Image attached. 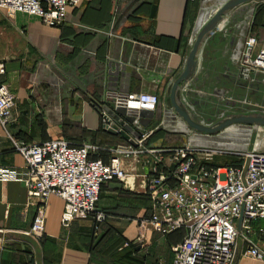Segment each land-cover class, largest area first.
<instances>
[{
	"label": "crops",
	"instance_id": "0c3cea01",
	"mask_svg": "<svg viewBox=\"0 0 264 264\" xmlns=\"http://www.w3.org/2000/svg\"><path fill=\"white\" fill-rule=\"evenodd\" d=\"M256 1L259 0L247 1L221 16L202 43L193 74L179 84V101L198 120L203 88L216 87L219 73L233 76L232 44L244 37L249 9ZM223 3L78 0L76 6L66 9L64 22L58 27H46L39 19L21 13L7 15L0 9V62L5 70L0 83L8 87L15 104L7 134L0 128V167L19 171L24 168L9 138L28 145L62 138L78 145L75 138L93 137L97 138L95 146L103 141V149L129 146L119 135L102 131L98 113H104V106L113 109L105 96L128 93L154 94L158 102L151 117L143 120L135 112L117 109L123 125L131 132L155 134V142L148 147L166 148L161 139L157 140L161 134L178 133L177 130L186 133L170 108L168 93L183 70L196 19L199 16L203 22L212 14V8ZM257 40L254 51L260 48L264 33ZM221 44V53L231 62L232 74L228 66L209 71L203 66L211 49L215 51ZM166 119H170L167 130L161 127ZM110 120L115 123L111 117ZM116 126L136 142L131 132L117 123ZM99 152L89 157L106 162L107 153L105 158L103 153L95 155ZM159 160L165 168L166 157L160 155ZM135 163L136 169L125 166V180L100 187L95 209L106 216L102 224L93 225L88 219L61 227L63 202L49 196L39 240L21 234L33 216L22 184L0 182V264H118V258L124 259V251L134 258L145 249L147 264L168 262L170 248L179 242L183 232L161 236L150 230V199L144 192L142 176L147 171L146 162L137 159ZM232 264L264 263L236 255Z\"/></svg>",
	"mask_w": 264,
	"mask_h": 264
},
{
	"label": "built area",
	"instance_id": "2783aa9c",
	"mask_svg": "<svg viewBox=\"0 0 264 264\" xmlns=\"http://www.w3.org/2000/svg\"><path fill=\"white\" fill-rule=\"evenodd\" d=\"M77 3L78 0H0V9L7 15L21 13L39 19L46 27H58L64 22L67 7ZM255 45L253 38H247L241 64L264 73V42L256 51ZM4 73L0 62V76ZM105 99L114 108L135 113L152 112L158 102L157 96L149 93ZM14 107L13 94L0 83V128L6 134ZM165 121L161 127L167 130ZM140 131L134 146L108 149L106 162L90 158L98 149L85 143L75 145L57 138L28 145L9 138L24 168L19 171L0 167V182L21 183L27 204L33 209L30 225L21 234L35 240L42 237L49 196L63 202L59 217L63 228L74 221L104 222L105 214L95 209L100 187L125 180L128 174L124 160L136 161L140 157L146 162L147 171L142 176L144 192L150 199V230L161 236L183 231L181 240L170 248V260L157 264H232L238 240L243 256L264 262V145L247 152L241 165L219 172L200 165L193 146L152 149L146 145L151 133ZM160 155L166 157L165 168L160 165Z\"/></svg>",
	"mask_w": 264,
	"mask_h": 264
},
{
	"label": "rangeland",
	"instance_id": "374dc122",
	"mask_svg": "<svg viewBox=\"0 0 264 264\" xmlns=\"http://www.w3.org/2000/svg\"><path fill=\"white\" fill-rule=\"evenodd\" d=\"M225 1L226 0H223V2ZM227 1L230 2L236 0H227ZM245 2L239 5H242ZM256 2L257 3L252 7H250L249 9L250 19L245 25L244 29H246L245 30L246 32L244 37L241 38V40H237L236 42L234 41V43L232 44L235 46L231 56L232 60L234 61V69H235L233 71L234 72L233 76H228L226 73L224 74L219 73L217 76L219 77L220 82L216 85V87L214 88L206 87L203 88V91L200 89L203 92V96L199 98L200 108L198 110L199 112L198 122L204 126H210L214 124L217 120L225 116L227 117L228 115L264 117V73L247 69L243 67L241 64V56L243 53V49L246 45L247 38L249 37L253 38L255 44L258 46L257 36L261 35V33H264V0H259ZM239 5L233 7L231 10L236 9ZM220 7L221 5L212 8L209 11V13L212 14H210V16L207 19H205L204 22H202L201 27L208 22V19H210L211 15L213 16V14L216 13L220 9ZM201 27H199L197 31H199ZM239 29L236 31H239ZM196 33L193 37L192 43L196 37ZM233 40L234 38L232 39V42ZM263 41L260 43V45L263 43ZM223 48L224 47L221 44V46L217 47L215 51L214 49H211L212 54H210L204 59L203 66L205 67V69H207V71L215 68L222 69V67L228 66L232 74L233 68L229 64L231 62L230 61L228 62V58L227 56H225L224 53H221L223 51ZM224 77H226L228 80L224 79ZM236 126L239 125H230L214 134H210V135L201 134V135L212 137L211 139H209L210 141L209 145L210 148H212L213 147L212 144L215 143V140H218L217 136H220L222 133L227 132V130L232 129ZM249 128L250 129H245L244 127L242 128V133L247 132L249 134V142L247 148L245 149L246 150L245 152L243 151L234 152L231 150L203 149L193 146L195 149L194 154L195 157L197 158L198 163L200 165L201 164L209 165L212 168L218 169L219 172H222V170L230 167H236L241 165L243 162L244 155L247 152H250L251 150H254L256 148H260V146L264 145V140L263 141L261 140L264 136V129L258 130L257 126L256 127L250 126ZM154 135L155 134L153 135L150 134L146 139L147 147L150 143H152V141L155 140ZM194 135H197V137H202L199 136L198 133L189 130L188 133H179L178 131V133L175 132L166 133V135L161 134L160 136L161 138H157V140L161 139L162 143H164L163 146H166V148L189 146L188 144L192 146L191 142L197 138L196 136L195 138ZM95 139L97 138H93V137L75 138L76 142H78L76 144H80L81 143L80 140H84L87 142H83V144L85 143L98 149L100 152L95 154L96 156H98L99 154L101 155L103 153L106 158V153H107V157H108L109 154L108 148L103 149L102 146H100V143H102L103 141L99 142V145L95 146L93 143L95 142ZM102 151H106V152H102ZM137 159L142 161L140 157H138ZM124 161L126 163V166L128 165L130 168L136 167L135 158H132V160L125 159ZM146 250L147 249L142 251L143 252L142 255L138 256L135 254L136 256L134 258L132 257V259L141 260L140 261L141 263L138 262L129 263V261H126L128 258V254H126V251H124L123 253L125 254L122 255L124 259H122V257L118 258V264H147L145 262V257H144ZM236 255L240 256V258L247 259L245 256H243V246L240 243V241L237 242L235 256ZM159 262L160 261L156 260V262L152 264H157Z\"/></svg>",
	"mask_w": 264,
	"mask_h": 264
},
{
	"label": "water",
	"instance_id": "95a60500",
	"mask_svg": "<svg viewBox=\"0 0 264 264\" xmlns=\"http://www.w3.org/2000/svg\"><path fill=\"white\" fill-rule=\"evenodd\" d=\"M245 1L247 2L250 0H236L230 2L226 0L221 5L220 9L216 13H214L213 16H211L210 19H208V22L202 27H201L202 23L198 22L199 16L196 19V23L192 33V35L193 34L195 35V33L197 32L196 37L187 54L183 70L177 76V78L173 80L168 93V101L173 114L179 119L181 124L187 129L188 132L190 130L195 133H198L199 135L201 134L210 135L217 133L230 125H243L246 127H250V126L264 127V117H249L242 115H228L227 117L225 116L217 120L214 124L210 126H204L200 124L198 122V119L195 116L191 115L185 109L183 104L179 101V84L181 82H186L193 74L196 66V58L199 55L200 48L202 46V43L206 35L208 34L209 31L213 29L216 23L220 21L221 16L227 14L229 11H231L233 7ZM205 19H207V17ZM199 27L201 28L199 31H197ZM117 109H121V108L113 107V109H109L104 106L103 107L104 113H101L100 110L98 111L102 121L101 124L102 131L110 135H119L124 141H126L129 144V146H134L135 145L134 142L131 141L128 138V136L123 131H120L116 126L117 123L122 127H124V129L127 130L128 132H131L128 126L123 125L122 120L119 119V113ZM137 114H138V118L141 120L151 117V111L140 110L139 112H137ZM110 117L115 123L111 122ZM131 134L136 140L140 135L139 132L137 131L131 132Z\"/></svg>",
	"mask_w": 264,
	"mask_h": 264
},
{
	"label": "bare ground",
	"instance_id": "6f19581e",
	"mask_svg": "<svg viewBox=\"0 0 264 264\" xmlns=\"http://www.w3.org/2000/svg\"><path fill=\"white\" fill-rule=\"evenodd\" d=\"M200 15H201V13H200ZM198 22L202 23V21L199 20V19H198ZM167 122H170V119H166V122H165L166 126H167ZM176 122H178V121H176ZM181 127L186 129L183 125H181ZM243 127L245 129H250L249 127H246V126H243V125H239V126H236V127L232 128V129H229V130H227V132H224L220 136H217L218 140H215V143L212 144L213 145L212 148H210V145H209V142H210L209 139L212 138L211 136L208 137V136L199 135V136H202V137H197V135H194V137L196 136L197 138L195 137L196 139L193 140L191 142V144L194 147H199V148H203V149H217V150H231V151H234V152L235 151H237V152H242V151L245 152L246 151L245 149L247 148V145H248V142H249V134L247 132H244L245 134L242 133V128ZM257 128H258V130L259 129H264V127H257ZM185 132L188 133L187 129H186ZM261 140L262 141L264 140V136H263V138ZM257 147H259V146H257Z\"/></svg>",
	"mask_w": 264,
	"mask_h": 264
},
{
	"label": "trees",
	"instance_id": "16d2710c",
	"mask_svg": "<svg viewBox=\"0 0 264 264\" xmlns=\"http://www.w3.org/2000/svg\"><path fill=\"white\" fill-rule=\"evenodd\" d=\"M78 145H79V144H78ZM102 223H103V222H102ZM102 223H100V224H102ZM93 225H98V224H94V223H93ZM178 231H182V230H178ZM182 232H183V231H182ZM172 233H173V232H172ZM170 234H171V233H170ZM181 238H182V237H181ZM181 238H180V240H181ZM180 240H179V241H180ZM123 254H125V253H123ZM126 254H128V253L126 252ZM126 261H129V263H130V262H132V263H137V262H138V263H141V262H140L141 260L132 259V258H129V257L127 258Z\"/></svg>",
	"mask_w": 264,
	"mask_h": 264
}]
</instances>
